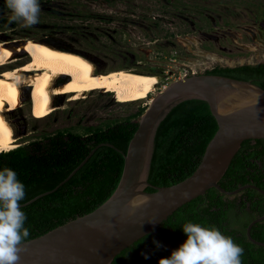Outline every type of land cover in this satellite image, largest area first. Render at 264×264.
<instances>
[{
	"label": "trees",
	"instance_id": "16d2710c",
	"mask_svg": "<svg viewBox=\"0 0 264 264\" xmlns=\"http://www.w3.org/2000/svg\"><path fill=\"white\" fill-rule=\"evenodd\" d=\"M203 72L250 79L264 88L262 61L215 64ZM144 109L145 106L140 107L123 120L107 122L105 126L86 125L83 132L59 130L47 140L35 139L0 152V170H14L25 185V199L20 203L26 215L25 227L30 232L27 240L92 210L110 195L122 172V152L137 127L134 119ZM216 128L204 99L193 97L174 105L157 125L147 181L154 186H167L190 175ZM249 182L264 189L261 137L243 139L218 180L226 189ZM145 190L153 188L147 186ZM263 212L264 195L254 187L246 186L229 195L210 186L204 194L173 211L155 228V234L137 239L109 264H158L159 258L170 256L186 240L182 226L188 222L215 227L231 237L243 249L241 264H264V246L252 243L245 234L249 220ZM250 235L264 242V218L251 225ZM153 241L159 242L160 247Z\"/></svg>",
	"mask_w": 264,
	"mask_h": 264
},
{
	"label": "rangeland",
	"instance_id": "374dc122",
	"mask_svg": "<svg viewBox=\"0 0 264 264\" xmlns=\"http://www.w3.org/2000/svg\"><path fill=\"white\" fill-rule=\"evenodd\" d=\"M39 3V23L26 28L22 22L10 20L6 0H0V40L45 39L77 50L90 60L94 71L123 68L158 73L162 81L155 85L159 86L154 87L153 93L190 70H201L212 63L264 61V0ZM115 91L117 100L99 90L69 91L66 93H75V97L66 95L60 103L54 101L52 112L42 115L21 88L20 106L6 113L5 119L16 144H21L55 129L68 127L83 132L86 125L105 126L107 122L123 120L138 108L146 107L153 97L150 93L149 99L132 101Z\"/></svg>",
	"mask_w": 264,
	"mask_h": 264
},
{
	"label": "water",
	"instance_id": "95a60500",
	"mask_svg": "<svg viewBox=\"0 0 264 264\" xmlns=\"http://www.w3.org/2000/svg\"><path fill=\"white\" fill-rule=\"evenodd\" d=\"M193 97L207 102L217 128L190 175L171 185H151L147 176L157 125L174 105ZM258 137L264 138V88L259 84L210 72H191L170 82L151 98L137 119V127L122 152L119 181L110 195L92 210L26 240L17 264H109L137 239L155 234V228L173 211L204 194L210 186L229 195L250 186L264 195V189L251 182L233 189L218 183L241 141ZM104 143L114 146L111 142ZM147 186L153 191L145 190ZM138 194L148 196L149 202L129 207L127 202ZM262 218L264 212L250 219L245 234L252 243L264 246L263 241L250 235L251 225Z\"/></svg>",
	"mask_w": 264,
	"mask_h": 264
},
{
	"label": "bare ground",
	"instance_id": "6f19581e",
	"mask_svg": "<svg viewBox=\"0 0 264 264\" xmlns=\"http://www.w3.org/2000/svg\"><path fill=\"white\" fill-rule=\"evenodd\" d=\"M17 63L21 65L13 68ZM159 80L154 73L123 68L94 71L90 60L77 50L45 39L0 40V145L11 149L18 144L5 114L20 104L21 88L29 94L37 112L45 115L52 110V93L112 89L133 101L149 99Z\"/></svg>",
	"mask_w": 264,
	"mask_h": 264
},
{
	"label": "clouds",
	"instance_id": "9594fccd",
	"mask_svg": "<svg viewBox=\"0 0 264 264\" xmlns=\"http://www.w3.org/2000/svg\"><path fill=\"white\" fill-rule=\"evenodd\" d=\"M6 5L11 11V21L22 22L26 28L39 23V0H6ZM6 151L9 149H0ZM25 195V185L17 173L7 167L0 170V264H17L23 251L21 245L30 235L20 203ZM148 202V196L138 194L127 203L137 208ZM182 230L186 240L170 256L159 258L158 264H241L242 247L217 228L188 222ZM153 243L160 247L159 242Z\"/></svg>",
	"mask_w": 264,
	"mask_h": 264
},
{
	"label": "flooded vegetation",
	"instance_id": "af4514ba",
	"mask_svg": "<svg viewBox=\"0 0 264 264\" xmlns=\"http://www.w3.org/2000/svg\"><path fill=\"white\" fill-rule=\"evenodd\" d=\"M200 42H202V41H200ZM210 57H211V55H210ZM216 61V60H215ZM259 62H261V61H259ZM262 62H264V61H262ZM213 64L214 63H212L211 65H209V66H207V68H204V69H201V70H196V71H192L193 73L194 72H203L205 69H209V68H211L212 66H213ZM215 65V64H214ZM98 72V71H97ZM191 72L189 71L188 73H185L184 75H188V74H190ZM157 76H158V73L156 74ZM158 78H160V80H159V82L160 81H162V79H161V77H159L158 76ZM158 82V83H159ZM159 86V85H158ZM158 86H156L157 88H158ZM112 90V89H111ZM91 91H93V90H91ZM114 91V92H113ZM154 91V90H153ZM153 91L151 92V93H153ZM160 90H157L156 91V93L157 92H159ZM100 92V91H99ZM103 93H105V94H107V95H110V97L111 98H113V99H116L117 100V97H118V95H117V92L115 91V90H112V91H104ZM156 93H153V96L156 94ZM73 94V95H72ZM66 95H71V97L73 96V97H75V93H65V94H63V95H56V94H51V97H50V104H51V107H54L53 106V102L54 101H57V103H60V101L63 99V98H65L66 97ZM114 95V96H113ZM87 96V95H86ZM70 97V96H69ZM60 129H55L54 131H52V132H48V133H44V135H42L41 137H39V138H37V140H47L48 139V137L47 136H50V135H54V134H56L58 131H59ZM69 129H68V127L66 128H64V132L66 133L67 131H68ZM35 140V139H34ZM260 215V214H259Z\"/></svg>",
	"mask_w": 264,
	"mask_h": 264
},
{
	"label": "snow or ice",
	"instance_id": "6c2138e0",
	"mask_svg": "<svg viewBox=\"0 0 264 264\" xmlns=\"http://www.w3.org/2000/svg\"><path fill=\"white\" fill-rule=\"evenodd\" d=\"M2 125H3V121L0 120V126H2ZM0 149H3V146L2 145H0Z\"/></svg>",
	"mask_w": 264,
	"mask_h": 264
},
{
	"label": "built area",
	"instance_id": "2783aa9c",
	"mask_svg": "<svg viewBox=\"0 0 264 264\" xmlns=\"http://www.w3.org/2000/svg\"><path fill=\"white\" fill-rule=\"evenodd\" d=\"M190 72H192V71L190 70Z\"/></svg>",
	"mask_w": 264,
	"mask_h": 264
},
{
	"label": "crops",
	"instance_id": "0c3cea01",
	"mask_svg": "<svg viewBox=\"0 0 264 264\" xmlns=\"http://www.w3.org/2000/svg\"><path fill=\"white\" fill-rule=\"evenodd\" d=\"M118 69H121V68H118Z\"/></svg>",
	"mask_w": 264,
	"mask_h": 264
}]
</instances>
